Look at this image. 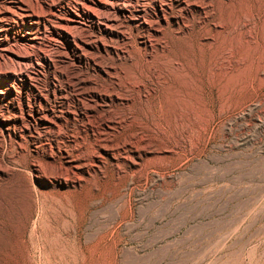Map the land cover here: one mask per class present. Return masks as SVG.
Returning <instances> with one entry per match:
<instances>
[{"label": "rangeland", "instance_id": "1", "mask_svg": "<svg viewBox=\"0 0 264 264\" xmlns=\"http://www.w3.org/2000/svg\"><path fill=\"white\" fill-rule=\"evenodd\" d=\"M122 2L157 32L120 17L127 38L106 39L124 54H93L110 77L54 44L48 21L34 49L20 20L1 32L28 59L0 49V264H264V0ZM23 78L24 100L8 90Z\"/></svg>", "mask_w": 264, "mask_h": 264}, {"label": "bare ground", "instance_id": "2", "mask_svg": "<svg viewBox=\"0 0 264 264\" xmlns=\"http://www.w3.org/2000/svg\"><path fill=\"white\" fill-rule=\"evenodd\" d=\"M35 1H37L38 4L40 3L41 7L45 8V10L47 12V14L46 13L45 14L47 16L40 15L38 12L37 13L34 12L33 8L28 4V2H26L24 0H0V35H1V32H3V30L5 31L9 27H11L14 24L13 22L20 20L21 27L18 30V33L20 36L18 42L20 45L24 46L25 48L26 47L27 48H33L36 45L40 44L39 42H40V39L42 37L40 34L41 31H39V23L42 21L43 25L44 24L46 25L45 22L48 21L50 32H51L50 34H51V36H53V38L52 37L51 38H52V41H54V44L59 45L58 43H56V41L58 39H61V40L64 39L67 42L68 50L71 53V58L74 61L79 62V63H84L88 66H91L92 68L99 71L103 76L110 77L108 70L110 68L111 69H115V68L113 66H107V64L103 63L101 60H98V58H96L94 55L95 54L97 55V53L102 55V54L108 53V52H111L117 56H120V54H124V51H122L120 49V47L119 48L116 47L115 44L109 43V41H107V39H106V36L107 37L108 36L113 37V38H116L119 40H125L127 38V34L124 31L125 29L123 30L121 28V22L122 21H121L120 17H125V16H130V15L127 14L128 9L123 4V2H122L123 0H82L78 6L77 11L72 10L69 7V4L67 2H66V6L65 5L63 6L60 3V1L59 2H57V1L54 2L53 0H35ZM93 8H97V10H98V8H100L102 10L108 11V13L111 12V14H113V15L106 14V13H104V15H102V16H101V13H100V15H98L99 14L98 12L99 11L101 12V10L96 11L97 12L96 13L94 11L95 9H93ZM159 8L162 9L161 6ZM60 10L65 11V14H61ZM146 10L147 9H145L143 6H141V7L139 6L136 9V11L138 13H140L141 11L142 12L146 11ZM173 18L175 19V22L179 21V18H177L176 16H174ZM87 19H88V22H86ZM127 21H129L128 23H130V24L141 25L145 29L144 31H147L148 33L157 32V30L153 28L152 24L147 22L146 19L143 20L141 18L139 19V17H131L130 16V17H128ZM45 25H44V27H45ZM86 25H92L93 27L96 28V31H94L93 33H89L86 36L77 34V32H76V34L74 33L75 29H79V30L82 29L83 30V28H85ZM3 26H5V27H3ZM130 26L132 27V25H130ZM123 27H124V25H123ZM138 37H140V41L145 47L152 45L148 36L140 35ZM111 40H112V38H111ZM59 43H60V40H59ZM2 44L3 43H2V40L0 37V45H2ZM0 49L3 50V53L7 57L15 59V61L18 62V64H17L18 66L20 64L19 62L23 63V61L26 62V60L28 59L26 54H23L20 50L19 51L15 50L14 48H12V46L11 47L10 46L9 47H1ZM23 50H26V49H23ZM27 50H29V49H27ZM65 53H67V52H65ZM65 53H60L58 55L59 60L62 62L66 61V58L68 57ZM41 56H42L41 58H43L42 60H44V62L48 66V68H50L51 62H52L51 58H49L47 56V54H45V53H43ZM11 61H13V60H11ZM28 63H30V62H28ZM21 70H22V68H21ZM21 70H20V72H21ZM14 72L15 71H8L7 77H11V78L13 77V79H14L15 78ZM58 72L61 75L63 74V70L61 68L58 70ZM77 80L80 81L79 82L80 84L89 85L88 87L83 89V91H82L83 94L94 97V98H96V100H97V98L103 99L104 96H106V94L104 92H102V90L100 91L99 88L96 87L97 88L96 89L94 87V85H93L94 82L92 80L83 79V78L77 79ZM27 81L29 82L31 80H29V79L27 80V78L21 79V83L23 85ZM8 90L11 94L12 93H18L19 96L21 98H23L22 100H24V98H27L26 85H24L22 91L21 90L18 91L13 85H9ZM52 90L53 91L55 90L54 86H53ZM34 97L35 98L38 97V99L40 100L42 98V95L40 94V92H38V93L35 92ZM109 97L114 98V95H109ZM22 103L24 104V106L22 105L23 106L22 108H24V110L27 113L29 112L30 109L34 110L35 113L37 114V117L40 119L41 123L44 126H48V127L52 126L51 125L52 122L49 121L45 117V115L41 112L42 110L40 109V107H38V106L35 107L33 104H30L28 101H22ZM20 104H18V105H20ZM19 109H20V107H19ZM20 110H22V109H20ZM54 115L57 116V113H55ZM10 125H11V120L4 118V117H0V128L1 129L9 132L10 131ZM67 161L70 162V160H67Z\"/></svg>", "mask_w": 264, "mask_h": 264}]
</instances>
